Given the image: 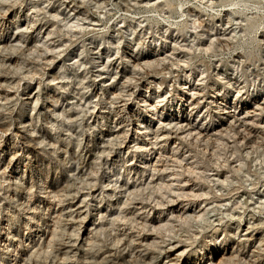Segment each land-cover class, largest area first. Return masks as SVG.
<instances>
[{
  "label": "rangeland",
  "instance_id": "obj_1",
  "mask_svg": "<svg viewBox=\"0 0 264 264\" xmlns=\"http://www.w3.org/2000/svg\"><path fill=\"white\" fill-rule=\"evenodd\" d=\"M0 1V264H264V0Z\"/></svg>",
  "mask_w": 264,
  "mask_h": 264
},
{
  "label": "bare ground",
  "instance_id": "obj_2",
  "mask_svg": "<svg viewBox=\"0 0 264 264\" xmlns=\"http://www.w3.org/2000/svg\"><path fill=\"white\" fill-rule=\"evenodd\" d=\"M209 0H206V2H208ZM147 3H149L150 2V0H147L146 1ZM160 3H161V0L159 1ZM0 5H1V7L4 5V3L3 2H1L0 1ZM159 3V4H160ZM211 3H214V1L213 0H211ZM182 4L183 3H181L180 4V6H182ZM228 23H231V25H233L234 24V22H233V19H229L228 21H227ZM193 23H195V21L193 22ZM200 23V22H199ZM76 27H79V24L78 23H76V25H75ZM18 29H20V27H17V29L16 30H18ZM233 31V29H231L230 30V32H232ZM23 31H20L19 32V34L18 35H21V33H22ZM47 35H49V32L47 33ZM162 36V35H161ZM162 37H164V36H162ZM164 38H166V37H164ZM4 43V40L3 41H0V45H1V47L2 48H4L5 46H6V44H3ZM210 45H212V43H210L209 44V46H208V48H210ZM205 48H207V47H205ZM145 54H147V53H144V55ZM136 57V56H135ZM136 58H138V57H136ZM9 60V59H8ZM164 60H165V58L164 59H162V60H159V59H157V58H154V59H151V60H145L143 63H144V65H145V67H160L161 69L163 68L162 67V64L164 63ZM172 64H173V62H171ZM138 63H136L134 66L135 67H139L140 69H142V70H144V68L141 66V64L139 65H137ZM134 70V69H133ZM135 73V72H134ZM117 74V73H116ZM100 75V74H99ZM98 75V76H99ZM264 109V108H263ZM103 112H105V111H103ZM103 112H101V113H103ZM224 112H227V111H224ZM206 130V129H205ZM198 134H200V132L198 133ZM235 134H237L236 132H233V135H235ZM165 189V188H168V189H171L170 188V184H164V183H161V184H159L158 185V189L161 191L162 189ZM178 196H184V195H178ZM199 196H201V195H198L197 197H199ZM181 202H182V200H181ZM181 210V212L179 213V216L178 217H181V218H184V220H186L185 221V223H187V220L191 217V215H185L184 217H183V215L184 214H186L187 212L185 211L186 209H180ZM198 216V215H197ZM171 261H173V263L174 262H177L178 261V256H176V257H174L173 259H171Z\"/></svg>",
  "mask_w": 264,
  "mask_h": 264
}]
</instances>
